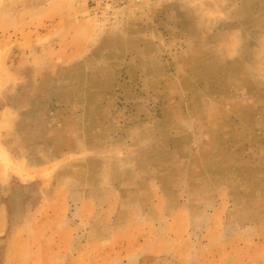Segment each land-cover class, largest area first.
I'll return each instance as SVG.
<instances>
[{
	"label": "rangeland",
	"instance_id": "rangeland-1",
	"mask_svg": "<svg viewBox=\"0 0 264 264\" xmlns=\"http://www.w3.org/2000/svg\"><path fill=\"white\" fill-rule=\"evenodd\" d=\"M6 261L264 264V0H0Z\"/></svg>",
	"mask_w": 264,
	"mask_h": 264
},
{
	"label": "crops",
	"instance_id": "crops-1",
	"mask_svg": "<svg viewBox=\"0 0 264 264\" xmlns=\"http://www.w3.org/2000/svg\"><path fill=\"white\" fill-rule=\"evenodd\" d=\"M232 252H233V250L230 249L228 252L229 256H232ZM4 264H13V263L10 261H6ZM15 264H28V262L27 261H18ZM230 264H241V263L232 261Z\"/></svg>",
	"mask_w": 264,
	"mask_h": 264
},
{
	"label": "bare ground",
	"instance_id": "bare-ground-1",
	"mask_svg": "<svg viewBox=\"0 0 264 264\" xmlns=\"http://www.w3.org/2000/svg\"><path fill=\"white\" fill-rule=\"evenodd\" d=\"M136 4H139L140 3V0H134Z\"/></svg>",
	"mask_w": 264,
	"mask_h": 264
}]
</instances>
